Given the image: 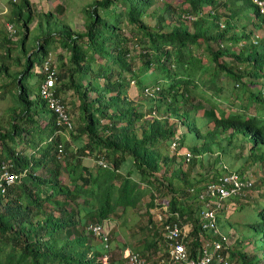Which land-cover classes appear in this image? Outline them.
<instances>
[{
    "label": "trees",
    "instance_id": "16d2710c",
    "mask_svg": "<svg viewBox=\"0 0 264 264\" xmlns=\"http://www.w3.org/2000/svg\"><path fill=\"white\" fill-rule=\"evenodd\" d=\"M165 1L157 9L156 0H94L87 9L83 32L59 18V31L37 44V61L33 54L27 57L25 53L24 69L16 73L8 63L13 41L7 34L0 39V49L6 50L0 77L9 75L21 104L10 131L0 124V164L13 160V170L24 172L20 183L0 194V264H101L106 250L88 230V221L106 229L103 222L112 215L119 216L118 209L142 205L148 217V224H138L147 233L143 247L155 253L162 238L150 211L164 204L159 199L162 195L154 191L162 188L170 194L165 202L169 211L177 213L182 224H193L191 240L186 244L193 257L211 231L202 228L203 204L190 193L194 189L190 186L191 172L203 164L205 155H227L234 147L241 151L248 147V164L264 167V36L258 40L254 37L255 32L264 30L259 8L253 0H175L181 8ZM115 5L122 6V11L113 10ZM9 7L8 22L22 23L27 35L28 25L37 16L35 6L29 0H10ZM43 15L47 23L55 17L54 12ZM147 16L154 19L153 27L143 21ZM121 26L132 31V38L122 35ZM56 37L70 55L69 65L52 66L57 70L56 94L73 90L80 101L81 123L76 127L71 116L72 129L59 124L58 115L39 95L45 77L43 64ZM134 40L140 47L138 69L131 58ZM202 46L205 52H200ZM202 55L210 65L205 82L200 80L207 69ZM95 61L98 66L93 70ZM35 64L39 70L35 69L37 93L32 99L27 80ZM152 67L161 73L163 82H155V78L154 85L142 88L140 75ZM126 72L140 86L137 97L130 95L132 80L125 77ZM225 81L233 84L234 101L244 103L239 110H214L217 100L212 97L206 101L210 107H203L202 101L191 103L190 90L202 85L208 92L220 94ZM141 98L147 107L139 102ZM251 106L255 114L249 112ZM201 110L203 116L193 114ZM37 114L49 118L45 125L34 118ZM180 126L185 127L183 135L178 131ZM23 133L31 134L33 145L47 138L48 143L37 152L38 158L12 148L11 143ZM67 133L73 139L84 136L85 142L74 149L70 138L64 136ZM188 136L192 141L187 145ZM175 140L178 146L171 149ZM185 146L191 155L187 170L177 164L176 155L169 154L175 150L181 155ZM84 157L95 160L94 174L84 168ZM100 159L107 167L98 164ZM44 162L47 165L42 168ZM40 168L44 174L36 173ZM65 171L69 184L63 181ZM146 193L150 199L145 205ZM189 196H194L193 202L189 203ZM229 205L227 202L219 211L218 224L222 231L238 232L230 247L231 263L264 264V204L254 210L248 208L246 213L253 218L247 216L243 221L223 218L221 213ZM94 239L98 242H92ZM250 243L254 245L253 255L244 252Z\"/></svg>",
    "mask_w": 264,
    "mask_h": 264
},
{
    "label": "rangeland",
    "instance_id": "374dc122",
    "mask_svg": "<svg viewBox=\"0 0 264 264\" xmlns=\"http://www.w3.org/2000/svg\"><path fill=\"white\" fill-rule=\"evenodd\" d=\"M94 0H32V2L36 5L34 11L37 14V16L32 20V22L28 25V32L27 35L24 32L22 23L14 24L17 35L12 39L13 45H12V52H11V58L8 60L9 66L12 68V73H16L20 70H23L22 63H25V56L24 54L27 53V57L30 54H33L34 61H37L38 56L35 53L37 44L39 42H42L44 38H46L48 35H55L56 32L59 31V27H61L62 24L59 22V18L68 26H70L72 29H75L79 32L84 31V22L88 20V12L87 9L91 6L92 2ZM156 8L161 9L165 0H156ZM170 4L173 5L174 8H181V5L179 3H175V0H167ZM61 5V7H59ZM59 7L56 11L55 9ZM63 8V9H62ZM122 6L115 5L112 7L113 10L116 12L122 11ZM209 10V9H208ZM207 10V11H208ZM228 10V8L224 9ZM39 11V12H37ZM54 12L55 17L50 19V23H47V18L43 15V13H49ZM4 16L3 12L0 15V17ZM0 21V25H3L5 27L6 23L9 20V17L6 16V18L2 19ZM143 21L145 24H148L150 27H153L155 25L154 19L151 17H144ZM10 22V21H9ZM243 23L248 24L246 21ZM3 29V28H2ZM120 29L122 30V35L127 38H132L133 34L130 29H127L126 26H121ZM6 34V33H5ZM5 34L0 35V39H2ZM8 36V35H7ZM259 37L264 36V30L260 32H255V38L257 39ZM10 39V38H9ZM258 40V39H257ZM53 45L51 48H49L50 53L48 57L52 60L54 63L53 66H60L62 64L69 65L70 62V55L67 50L63 49V46L60 42V39L56 37L53 41ZM130 50H131V58H133L136 63L134 66L136 69L139 68L141 61L139 60V53H140V47L134 40L130 44ZM205 48L202 46L200 49V52H205ZM6 54V50L0 49V62L1 58ZM203 54V53H202ZM96 59L98 57L95 56ZM202 58L203 55H202ZM20 61V63H19ZM203 65L207 67L206 70H204L201 73L200 80L206 81L209 77L208 75V68H209V59L205 57L203 59ZM98 66V62L95 61L92 64V69L95 70ZM153 68V67H152ZM39 70V67L37 64H35L33 72L31 73L28 81V89L30 90V93L32 95H36L37 93V87L35 86L34 80H36V71ZM211 69V68H210ZM59 71L61 69L59 68ZM139 71V70H137ZM161 73H159L157 70L149 69L147 72H145V75H140V80H142L143 85L142 88L147 86L154 85L152 82L155 80V82H163L161 77ZM126 78L131 79V75L129 72L125 73ZM131 94L133 97H137L140 95L141 89L140 86L135 82L134 79H131ZM103 82V81H102ZM16 85L15 83H11V79L9 78V75H4L3 77H0V124L4 126H8L10 121V116H8V112L10 110L19 111L20 109V102L18 100L17 88L14 87ZM233 90V84L231 82L225 81V88L223 89V92L214 93L208 92L205 88L202 87V85L199 86L197 90H190L189 98L191 100V103L193 102H199L202 101L203 107L209 106V103H206V101L212 97L214 100H217V104L213 105L214 110H239L241 108V104L243 105L241 101H234L236 94ZM64 94H66V103L67 106L70 108L71 116L73 118V121L76 125H79L81 123L80 118V110H79V99L77 95L73 92V90H68ZM63 95V94H62ZM95 93L91 94L93 97ZM144 98H141L139 102H142V104H145L147 107V103L143 101ZM10 109V110H9ZM249 112L251 114H255V107L251 106L249 108ZM204 110L201 111H193V114L197 116H203ZM43 116V115H42ZM20 120V119H19ZM49 120L48 117L40 118L39 122L42 124H45ZM106 120H103L105 122ZM77 127V126H76ZM179 133L182 135L185 133V127L180 126L178 129ZM76 134V133H75ZM65 137H69L71 139V135L67 133L64 135ZM192 141V136H188L186 139V144H190ZM187 150H186V149ZM185 148L182 150L181 155L175 154V150H170L169 154L176 155L177 157V164L179 166H182L184 170L188 167L185 165V153H187L188 148L185 146ZM249 155L248 147L245 151H241L240 148H232V153H229L227 155L219 153L217 154H208L204 156L203 164H198L195 169L191 172V184L193 185L195 189H201L205 184L210 181V179L213 176H218L219 173L222 172V166L226 165L231 171L236 172L240 175L245 176H252V178L255 181L254 188L251 191H248L242 198L240 196H237L233 200L228 201L229 209L221 213L223 214V218L230 220H236V221H243L244 218H247L252 220L253 214H247L248 208H251L254 210L257 205L264 204V183L262 182V179L264 178V167L261 165H250L248 164L247 157ZM182 158V159H181ZM250 163V162H249ZM173 165V164H172ZM176 166V167H179ZM173 166L170 167V171L172 170ZM189 170V169H188ZM192 187V188H193ZM187 190V189H186ZM156 193L158 192L162 195L161 198L163 200V203L168 201L170 199V194L166 191L165 188L160 189L159 191L155 190ZM149 195L146 193L145 198L143 199V204H148L149 202ZM189 203L194 201V196H189L187 198ZM193 199V200H192ZM158 202V200H157ZM195 204V203H194ZM145 206L142 205L138 208L133 209H125L124 211L122 209H118L120 211V215L116 217L113 215L111 219V224H108L109 229V238L111 243V249L109 252L106 253V256L108 257V261L112 264L114 263H125V257L127 253L129 252H139L143 254L146 258L147 264H158V256L164 254L163 246L158 245V251L155 253L151 252L154 251L152 249L151 251L144 250L145 240L147 238V233H145L144 230H140L138 228V224L141 222H144V224H148L147 220L148 217L145 213ZM220 215V216H221ZM141 221V222H140ZM93 224L92 221H88V225ZM231 230V229H230ZM234 231V237L232 238H238V232H236L235 229H232ZM92 242L97 243L98 241L96 239L92 240ZM235 242V241H234ZM247 249H245L244 252H247L249 255L254 254V245L252 243L247 244ZM150 252L149 255L147 252ZM228 255H231L230 252H228ZM232 264H239L237 262H232Z\"/></svg>",
    "mask_w": 264,
    "mask_h": 264
},
{
    "label": "built area",
    "instance_id": "2783aa9c",
    "mask_svg": "<svg viewBox=\"0 0 264 264\" xmlns=\"http://www.w3.org/2000/svg\"><path fill=\"white\" fill-rule=\"evenodd\" d=\"M13 3L16 0H12ZM259 8L260 14L264 17V0H253ZM8 8L5 7L3 15L6 16ZM5 32L8 38L14 39L17 30L14 24L7 22ZM54 63L49 58L43 64L44 80L40 85L39 95L48 103L49 107L58 115L60 125H67L68 129H72V119L69 114V107L63 102L64 96L56 94V85L58 83L57 70L52 67ZM146 92H148L146 90ZM178 141L171 143V149H176ZM60 152H63V146L60 145ZM186 165L190 162V153H186ZM98 164L107 167L102 159L98 160ZM13 160H8L0 164V194H5L9 188L21 182L24 172H15ZM230 170L226 165L222 166V175L218 178L208 181L201 189H191L192 195H197L198 200L203 204L200 211V221L202 228L211 231L209 238L205 239L201 249L197 251L195 256L190 257L187 252V241L191 240L189 231L192 229V223H181L179 216L175 212H170L167 204H160L151 209L154 223L161 235L162 241L158 245L163 246L164 254L158 256V264H232L230 256V247L234 231H222L218 224L219 211L226 207L227 202L237 196L243 195L245 191L251 189L255 181L252 176H241L236 172H230L224 175L225 171ZM231 171V170H230ZM171 218V219H170ZM174 218V220H172ZM170 219V220H169ZM152 228V225H150ZM90 230L94 236L100 239L104 250L109 252L111 243L109 233L101 224H89ZM101 264H112L105 256L101 260ZM124 264H147L146 258L139 252H129L125 257Z\"/></svg>",
    "mask_w": 264,
    "mask_h": 264
},
{
    "label": "crops",
    "instance_id": "0c3cea01",
    "mask_svg": "<svg viewBox=\"0 0 264 264\" xmlns=\"http://www.w3.org/2000/svg\"><path fill=\"white\" fill-rule=\"evenodd\" d=\"M35 7H36V5L32 2V0H29ZM9 2H10V0H0V15L2 14V12H3V10H4V8L5 7H8V8H10L9 7ZM37 12H39V11H37ZM4 18H6V16H2V17H0V21H2L3 22V20L2 19H4ZM1 24V23H0ZM3 28V29H2ZM4 30V27H3V25H0V35L1 34H5L6 32H5V30ZM4 37H7L6 36V34H5V36H3L2 38H4ZM8 38V37H7ZM3 40V39H2ZM63 94V96L64 97H66V94H64V93H62ZM30 98H34V95H31V97ZM10 110V109H9ZM16 111L14 110V111H12V110H10L9 112H8V116H10V121H9V124H8V126H4L5 127V129H6V131H10V129H11V125H12V123H13V121H14V116L16 115ZM43 115V116H42ZM44 117H46L45 116V114H37V116H34V118H36V119H40V118H44ZM46 124V123H45ZM45 124H43V125H45ZM77 133V132H76ZM75 134V133H74ZM35 136H36V134H34ZM31 134H27V133H23L22 135H21V137H16L15 138V140H16V142H15V144L14 143H11V146H12V148H14L16 151H18V152H20V153H22L23 155H26V156H29V157H32V156H35L36 158H38V151H39V148L40 147H42V146H45L48 142H47V138H43L44 140L42 141V143H39V145L38 144H32L31 142H30V139H31ZM69 138V137H68ZM71 147L72 148H74V149H77L78 148V146L81 144V142H85L84 140H85V138H84V136H79L78 138H75V139H73V137L71 136ZM1 147V146H0ZM82 163H83V166H84V168H86L88 171H90V172H92V174H94L95 173V166H96V162H95V160L92 158V157H84L83 158V160H82ZM46 165H47V163L46 162H44V164H43V167L42 168H45L46 167ZM42 168H40V169H38L37 170V174H44L43 173V169ZM63 181H64V183L65 184H69V176H68V173H67V171H65L64 172V174H63ZM116 213H120V211H117ZM115 213V214H116ZM116 217H118V215H115ZM112 217H113V215L112 216H110V218L108 219V220H106V221H104L103 222V224L105 225V227H106V231L108 232V229H109V225L108 224H111V219H112ZM110 230V229H109ZM149 239H150V237H149ZM107 252H105V254H106Z\"/></svg>",
    "mask_w": 264,
    "mask_h": 264
},
{
    "label": "clouds",
    "instance_id": "9594fccd",
    "mask_svg": "<svg viewBox=\"0 0 264 264\" xmlns=\"http://www.w3.org/2000/svg\"><path fill=\"white\" fill-rule=\"evenodd\" d=\"M264 18V17H263Z\"/></svg>",
    "mask_w": 264,
    "mask_h": 264
}]
</instances>
